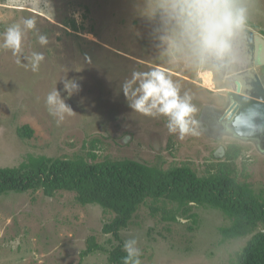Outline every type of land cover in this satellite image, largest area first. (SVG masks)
I'll return each instance as SVG.
<instances>
[{
    "label": "rangeland",
    "instance_id": "rangeland-1",
    "mask_svg": "<svg viewBox=\"0 0 264 264\" xmlns=\"http://www.w3.org/2000/svg\"><path fill=\"white\" fill-rule=\"evenodd\" d=\"M247 3L250 26L264 34V0ZM143 4L144 0H0V44L5 29L26 17L35 18L36 32L49 40L41 46L36 32L24 36V55L36 51L45 56L36 73L22 66L27 61L17 63V57L0 48V166L18 165L28 153L71 157L86 152L97 138V160L131 158L164 169L186 163L202 175L228 143H235L242 148L236 159L239 170L244 161L246 180L264 191V154L249 143L213 139L198 125L193 127L199 135L180 139L169 134L164 118L144 116L129 107L121 86L134 70L160 67L169 72L181 94L192 97L197 112L199 104L217 101L216 93L227 86L223 81L214 85L204 72L161 64L164 45L152 35L158 22L140 15ZM65 77L80 85L70 98L60 81ZM55 87L73 110L59 125L45 103ZM23 124L33 128L30 138L18 135ZM149 203L138 208L120 234L122 248L125 240L138 239L142 264H230L249 238L222 240L219 227L229 223L217 209L193 206L197 222L177 215L185 221L181 223L163 218L161 210L152 214ZM109 216L98 205L79 204L69 191L52 197L41 189L2 194L0 264H110L103 250L81 253L91 235L104 249L119 244L103 233Z\"/></svg>",
    "mask_w": 264,
    "mask_h": 264
},
{
    "label": "trees",
    "instance_id": "trees-1",
    "mask_svg": "<svg viewBox=\"0 0 264 264\" xmlns=\"http://www.w3.org/2000/svg\"><path fill=\"white\" fill-rule=\"evenodd\" d=\"M68 23L77 29L74 20ZM17 133L30 138L34 130L23 124ZM98 142L92 139L86 152L71 157L28 153L18 165L0 166V195L41 189L52 197L58 191H69L81 205H98L110 215L103 223V233L119 244L104 249L91 235L81 253L103 250L110 264H123L126 253L120 234L142 204L150 202L151 213L161 210L167 220L176 221L181 215L193 223L197 222L193 206L204 205L227 217L229 224L219 227L222 240L249 235L230 264H264V191L246 180L249 175L244 161L239 170L236 159L241 155L240 145L228 143L218 160L198 175L186 163L164 169L131 158L97 160ZM189 201L194 204L189 206Z\"/></svg>",
    "mask_w": 264,
    "mask_h": 264
},
{
    "label": "clouds",
    "instance_id": "clouds-1",
    "mask_svg": "<svg viewBox=\"0 0 264 264\" xmlns=\"http://www.w3.org/2000/svg\"><path fill=\"white\" fill-rule=\"evenodd\" d=\"M140 15L149 21L158 22L153 29V38L164 45V61L167 64L182 68L186 72H205L230 85V90L238 92L244 100L250 99L251 85L248 83L247 72L255 66L256 60L250 51L249 40L250 11L247 0H144L139 9ZM36 19L23 18L20 23L8 26L2 33L0 48L9 50L17 57V63L27 61L23 67L33 73L39 71L45 56L33 51L31 56L24 55L23 39L28 31L36 32ZM37 41L41 46L49 43L45 34L36 32ZM66 98L80 91L75 79L65 77L60 80ZM234 86V88L232 87ZM129 107L135 112L153 118H164L169 134H177L180 139L185 136H197L193 127L196 107L192 97L181 94L178 83L169 72L154 67L148 71H132L131 77L121 86ZM61 97L55 87L47 94L45 103L49 115L57 125L71 115L72 108ZM237 105L233 111L225 113L222 120L231 121L232 127L249 130L241 135H251L264 129L257 125L255 118L259 113L252 109L248 114H237ZM240 120L241 123H237ZM194 204L189 201V206ZM181 223L185 221L178 217ZM138 239L133 237L124 241L123 251L126 256L123 264H142L141 249Z\"/></svg>",
    "mask_w": 264,
    "mask_h": 264
},
{
    "label": "water",
    "instance_id": "water-1",
    "mask_svg": "<svg viewBox=\"0 0 264 264\" xmlns=\"http://www.w3.org/2000/svg\"><path fill=\"white\" fill-rule=\"evenodd\" d=\"M249 40L252 43L250 51L254 52V57L258 63V72L255 73L252 79L253 81L248 82L251 85V91L249 93L250 99L244 100V98L235 90L228 89L225 93L227 100L223 104V116L227 112L233 111V105H237V114H248L250 110L254 109L259 113V116L255 118L257 125L264 126V38L258 34H254L250 29ZM263 72V74H262ZM209 80H212V75L205 73ZM233 87V86H232ZM234 88V87H233ZM237 123H241L240 120ZM227 125L231 128V134H234L238 138L254 139L260 143L262 148L264 145V129L253 132L251 135H241L240 133H247L249 130L240 128L239 130L232 127L231 121H227ZM263 143V144H262Z\"/></svg>",
    "mask_w": 264,
    "mask_h": 264
},
{
    "label": "flooded vegetation",
    "instance_id": "flooded-vegetation-1",
    "mask_svg": "<svg viewBox=\"0 0 264 264\" xmlns=\"http://www.w3.org/2000/svg\"><path fill=\"white\" fill-rule=\"evenodd\" d=\"M249 29L255 35L258 34L264 38V34L261 31H257L255 29H253V27H251V26L249 27ZM251 52L254 55V52L253 51H251ZM257 65H258V63L256 61L255 66L248 70V72L246 74L248 77V82L253 81L252 79H254L253 75L255 73L259 74ZM204 74H205V72H204ZM262 74H263V72H262ZM215 79H216V81H215ZM210 81L215 85L217 83V81H223V80L213 76L212 80H210ZM223 82L226 83L227 86H225L224 88H222V90H220L222 92L216 93V96H219L217 101L199 104L198 112H197V115L195 117L197 120L196 125H198V128H200V131L204 135H208L210 137H213V139H219L221 137L240 139L243 142L249 143L255 151L264 154V146L261 148L260 143L255 141L254 139L249 140V139H245V138H238L234 134H231V132H232L231 128L227 125V122L222 120L223 113H224L222 110V107L224 106L223 104L227 100L225 93L227 92L228 89H230L229 83L226 81H223Z\"/></svg>",
    "mask_w": 264,
    "mask_h": 264
}]
</instances>
